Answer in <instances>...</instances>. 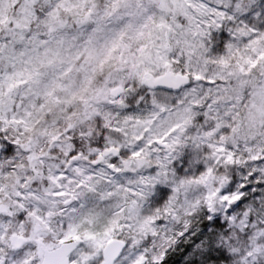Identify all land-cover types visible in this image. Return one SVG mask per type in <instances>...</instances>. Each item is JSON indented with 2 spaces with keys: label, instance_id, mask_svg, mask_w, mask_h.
I'll list each match as a JSON object with an SVG mask.
<instances>
[{
  "label": "snow or ice",
  "instance_id": "6c2138e0",
  "mask_svg": "<svg viewBox=\"0 0 264 264\" xmlns=\"http://www.w3.org/2000/svg\"><path fill=\"white\" fill-rule=\"evenodd\" d=\"M0 264H264V0H0Z\"/></svg>",
  "mask_w": 264,
  "mask_h": 264
}]
</instances>
